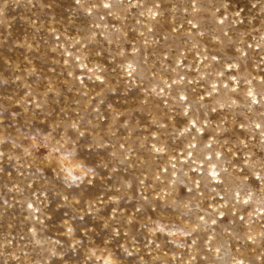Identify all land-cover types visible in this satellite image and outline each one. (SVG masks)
Listing matches in <instances>:
<instances>
[{
    "label": "rangeland",
    "instance_id": "1",
    "mask_svg": "<svg viewBox=\"0 0 264 264\" xmlns=\"http://www.w3.org/2000/svg\"><path fill=\"white\" fill-rule=\"evenodd\" d=\"M0 264H264V0H0Z\"/></svg>",
    "mask_w": 264,
    "mask_h": 264
}]
</instances>
